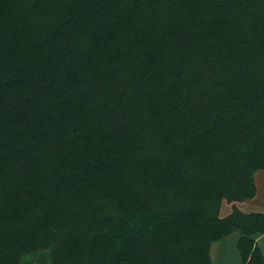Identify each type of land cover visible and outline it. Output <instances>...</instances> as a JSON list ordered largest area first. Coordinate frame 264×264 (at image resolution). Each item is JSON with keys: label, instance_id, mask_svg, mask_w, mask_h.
Masks as SVG:
<instances>
[{"label": "trees", "instance_id": "trees-1", "mask_svg": "<svg viewBox=\"0 0 264 264\" xmlns=\"http://www.w3.org/2000/svg\"><path fill=\"white\" fill-rule=\"evenodd\" d=\"M261 168L264 0H0V264H264Z\"/></svg>", "mask_w": 264, "mask_h": 264}, {"label": "crops", "instance_id": "crops-1", "mask_svg": "<svg viewBox=\"0 0 264 264\" xmlns=\"http://www.w3.org/2000/svg\"><path fill=\"white\" fill-rule=\"evenodd\" d=\"M255 184V194L253 197L242 200L227 202L222 200L219 208V216H225L232 210L234 204L239 210L245 213L260 212L264 214V168L258 169L253 174ZM239 238V233L233 231L225 237L213 242L210 246V256L214 264H223L224 260L231 254L235 258V264H242L239 252L236 248V241ZM256 243L259 246L264 256V233L256 237ZM230 253H227V250Z\"/></svg>", "mask_w": 264, "mask_h": 264}, {"label": "rangeland", "instance_id": "rangeland-1", "mask_svg": "<svg viewBox=\"0 0 264 264\" xmlns=\"http://www.w3.org/2000/svg\"><path fill=\"white\" fill-rule=\"evenodd\" d=\"M227 253H230L229 249H226ZM19 264H50L47 251L38 249L34 253L29 254L21 258ZM223 264H235V258L230 254L228 258L224 260Z\"/></svg>", "mask_w": 264, "mask_h": 264}]
</instances>
